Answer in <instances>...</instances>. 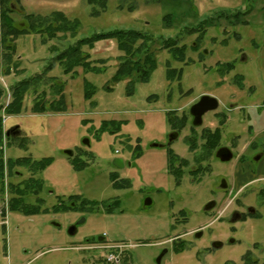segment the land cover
Instances as JSON below:
<instances>
[{"label":"rangeland","instance_id":"1","mask_svg":"<svg viewBox=\"0 0 264 264\" xmlns=\"http://www.w3.org/2000/svg\"><path fill=\"white\" fill-rule=\"evenodd\" d=\"M9 4L16 23L22 22L26 13L46 15L60 10L78 19L76 38L112 29H135L156 40L174 37L187 51L185 62H179L158 45L156 68L146 82L136 71L114 82L121 54L114 40L98 41L92 49L84 47L91 60H99L102 71L85 73L77 67L74 78L52 60L55 54L48 48L57 40L43 44L39 35L19 36L13 55L18 70L10 68L7 75L0 43V86L4 90L0 104L10 101L15 82L37 74L43 78L27 91L19 114H2L6 129L15 126L18 134L26 137V147L9 138L5 156H28L35 161L52 158L46 169L34 174L43 181L38 196L43 199L41 208L49 209L46 213L24 215L8 208L4 213L6 199L12 197L10 184H20L32 174L26 167H16L15 173L4 179L6 191L0 183V264H114L104 260L108 254L104 249L85 248L92 242L97 246L94 241L102 234L108 240L102 245L125 243L120 248L125 250L121 260L119 253H113L119 257L117 264H247L248 255L256 264H264V205H260L258 194H235L250 178L238 182L234 194L221 187L225 181L233 187L237 172L249 165L255 151L245 148L264 142V109L256 118L259 100L245 97L251 84H264V0H108L106 9L95 17L90 16L86 0H9ZM166 15L172 20L164 26ZM208 19L212 23L202 28L199 22ZM199 35L201 43L192 49ZM66 37L71 42L72 38ZM166 61L172 68L182 69L180 80L167 79ZM228 62H233L235 69L218 87L217 68L221 70V64ZM50 64L52 68L46 70ZM236 72L245 75L241 92L233 86ZM85 80L95 89L91 100L83 97ZM55 81L63 84L66 110L33 112L37 93H42L45 103L58 98L52 86ZM202 93L219 97L218 113L228 101L239 100L238 105L246 104L255 119L248 121L255 124L250 131L247 123L239 124L233 112L230 118L234 120L221 127L220 144L234 155L228 161L206 154L200 143L202 124L212 127L218 122L216 115H204V122L195 126L185 116L188 106ZM168 112L177 118L185 116L181 130L173 129ZM104 120H121V128L115 133L110 132L111 126L103 130ZM261 121L263 127H259ZM173 132L177 135L168 145ZM192 136L197 138L194 150L185 140ZM85 139L89 146L83 143ZM152 143L163 146L152 147ZM169 149L188 161L187 166L175 165L179 184L169 170ZM65 150L73 151L88 165L73 170ZM115 159L122 161L123 168L115 165ZM114 174L117 180L129 179V186L112 187ZM70 195L78 196L75 209L51 212ZM35 199L31 195L25 201L34 204ZM147 200L150 203L146 204ZM210 201L214 205L205 208ZM247 206L259 211L262 218L253 220L247 212L245 221L231 219L234 210L246 212ZM75 224L76 232L71 235L68 228ZM175 241L184 243L183 251L173 252ZM217 241L221 245L213 246Z\"/></svg>","mask_w":264,"mask_h":264},{"label":"trees","instance_id":"2","mask_svg":"<svg viewBox=\"0 0 264 264\" xmlns=\"http://www.w3.org/2000/svg\"><path fill=\"white\" fill-rule=\"evenodd\" d=\"M90 5V16H98L102 11H104L107 6L108 0H86ZM154 2H159L161 0H151ZM191 2L192 0H186ZM13 9L9 4V0H0V43L2 45L3 53L2 60L4 63V73L7 75L10 73V68L18 70V62L13 60V55L15 53V41L19 36H24L28 34H36L41 36V42L46 44L50 40H57L58 43H54L49 46L48 50L51 54H55L52 57V60L57 61L62 67L63 73L70 74L72 78L76 76V68L80 67L82 72H99L102 71V67L99 64V60H91L90 53L84 50V47L87 49H92L96 42L101 40H114L116 42V48L121 52L119 56V65L113 75L112 79L114 82L118 81L121 78L128 77L133 71L138 72V76L142 81H147L149 73L152 69L156 68V57L155 51L156 47L159 45L160 48L166 49L172 59L179 62H185L184 58L186 57L187 47L186 45H178L177 40L174 37H168L160 40L161 38L154 39L152 35H147L144 32H140L135 29H112L103 32H95L90 36L76 38L80 23L76 18L67 17L65 13L60 10H53L46 15H39L33 13L23 14L22 22L16 23L13 17L9 12H12ZM171 15H166L162 18L164 26H167L172 18ZM208 20L200 21L202 23V28L207 27L212 22ZM209 21V22H207ZM71 39V42L66 41V36ZM201 35L197 36L194 45H191L192 49L198 48L201 43ZM223 68L227 69L228 65L233 66V62L222 63ZM167 79H177L180 80L182 77V69L172 68L168 61H166ZM52 64L46 67V70H50ZM44 72V71H43ZM45 73V72H44ZM42 76L37 74L35 76H30L23 78L11 87V99L6 106L0 104V183L4 186L5 173L6 176H11L15 173L16 167H26L29 171L32 172L30 177L20 184H10V192L12 197L8 202V207L10 210L20 212L24 215H34L39 213H46L49 211L47 208H41L43 199L38 195L42 190L43 181L35 177L34 174L41 172L46 169L51 163V157H44L40 160H33L31 157H17V158H6L4 160V153L2 151V141H3V118L2 112L6 115L19 114L22 110L24 96L27 91L36 86L42 80ZM242 77H237L236 82L239 85ZM84 98L91 100L95 94L94 87L84 81ZM54 86V93L58 98L45 103V100L42 96V93H37L34 103L31 107L33 112L43 113V112H64L67 108L65 103L64 93H63V84H58L56 81L52 85ZM36 91V89H34ZM4 93L3 88L0 86V98ZM168 114V122L172 125L173 129L181 130L185 126V116L177 118L176 116H171L170 112ZM121 120H104L101 124L103 130L109 129L108 126H111L110 132L115 133L121 128ZM224 123V118L220 119V124ZM16 127L9 130V136L7 137L9 143L10 139H15L17 145L20 147H26V137H21L19 135H13L12 132L16 131ZM221 128L215 129V131L208 130L203 134L201 144L204 148L206 154H212V150L219 145L221 139ZM186 142L189 144L190 150H194L197 147V138L196 136L187 137ZM169 152V170L176 177V183L179 184L178 177L180 176L178 171L175 168L176 163L179 166H187L188 161L185 158L179 157L171 149ZM91 156L90 154H87ZM68 161L70 162L73 170L80 171L88 165V162L79 160V157L68 156ZM201 160V159H200ZM6 171V172H5ZM194 172V171H193ZM129 180V179H128ZM127 178L117 180L116 175H111V185L114 188H120L124 186H129V181ZM121 182V184H120ZM4 190V187H2ZM35 196V203H27L25 199L28 196ZM77 195L68 196L67 201L63 200L56 206H53L50 210L51 212L67 211L76 208V199ZM67 202V203H66ZM118 201H114L116 205ZM83 206V205H80ZM111 207H108V211H111ZM184 214L183 211L180 212ZM172 250L175 253H179L184 250V243H173ZM247 264H256V261H253L251 257L246 256Z\"/></svg>","mask_w":264,"mask_h":264},{"label":"flooded vegetation","instance_id":"3","mask_svg":"<svg viewBox=\"0 0 264 264\" xmlns=\"http://www.w3.org/2000/svg\"><path fill=\"white\" fill-rule=\"evenodd\" d=\"M222 66L223 65L221 64V67ZM227 67H228L227 69L223 68V73H220V71H222V69L218 70L219 67L217 68L218 75H220V78H218V80H216V85L218 87L221 86V82H222L221 80H223L225 77L231 75L233 69H235L234 66L228 65ZM244 76L245 75L240 73V72H236L232 76V78H234L233 79V83H234L233 86L235 87V90L238 92L243 91V87H242L243 84L239 85L238 82H236V78L242 77L241 82H244ZM251 86H252L251 89L248 92H246L245 97L250 98L251 100H259V105H257V108H256L257 112H255L256 118H258L260 116L259 114H263V109H264V84L260 85V84L255 83V84H251ZM228 92L231 93V91H228ZM235 94L236 93L230 94V96L231 95L235 96ZM203 95H208V94L202 93L196 99L195 102H197L199 100V98ZM218 100H219V97H218ZM195 102H193L192 104H194ZM238 102H239V100H237L235 103L228 101L224 105V110L222 109L219 113H218V111H219L218 108L213 110V111L206 112L204 115L209 114V113L215 114L216 116H214V118H216V119L218 118V122L215 125H213L212 127H210V125H206L205 127H203L204 125L202 124V126H201L202 127L201 137H203V134L208 132V130L215 131V129L221 128L227 122L234 120V119L230 118V113H233L235 108L237 109V113L236 112H234V113L236 115L238 114L237 115L238 117H236V120L239 122V124L240 125H246V123H247V127H246V128H248L247 130H250V131L254 130L255 124L251 125L248 123V121H249L248 115L251 114V112L249 111V109H247L246 104H244V105L239 104L240 105L239 106ZM192 104L188 106V108H187L188 114L185 115V116H187V121H189L190 125H194L193 124L194 116L192 115V113L190 111ZM258 108H259V110H258ZM204 115L202 116V122H204V118H203ZM241 115H242V117H241ZM221 118H224V123L222 125L219 124V119H221ZM244 119L246 121H244ZM258 121H259V119L256 122H258ZM263 122H264V120H263ZM263 122L261 121V125L259 127H263ZM257 127H258V125H257ZM189 129L190 128H188V130ZM255 131H257V130L255 129ZM263 136H264V134H263ZM251 144H249L245 149V151H246L252 147L255 151V153L251 156L250 160L248 159L249 165L247 166V171L249 172L248 177L250 179L244 184L243 188H241V190L237 191L235 194H238V193L239 194H245L247 191L250 192V194H258L257 197L260 198V202H261L260 205L262 206V205H264V203H262V201H264L263 200V194H264V142H262L261 144H252V145ZM223 149H224V151H228L227 149L231 150L230 148L222 146L219 143V145L216 146L212 150V155H215L217 158H219V154L221 151H223ZM239 159H240V157L238 158V161H239ZM238 173H239V171L237 172V174L234 177V186L233 187L230 188L226 181L222 183L221 187H222L223 191L226 192L228 190V192L232 193L235 190L234 188H235V185L237 184ZM232 194H234V193H232ZM245 211L246 212H244L243 210H241V211L234 210V212L231 214V219L234 218L236 221H245L249 216H251V218L254 217L255 219H261L262 218L261 213L259 211L256 212V210H254V208L251 206H247L245 208ZM247 212L249 213V216H248ZM254 218H252V219L254 220Z\"/></svg>","mask_w":264,"mask_h":264},{"label":"water","instance_id":"4","mask_svg":"<svg viewBox=\"0 0 264 264\" xmlns=\"http://www.w3.org/2000/svg\"><path fill=\"white\" fill-rule=\"evenodd\" d=\"M218 107V101L216 98L214 97H211L210 95L207 96V95H204L202 97H200V99L194 103L191 108H190V111L192 113V115L194 116V120H193V123L195 125H198V124H201L202 122V115L204 113H206L207 111H210V110H214ZM8 134V133H7ZM176 133H172L169 137V140L168 142H170L173 138L176 137ZM85 144H89L88 142V139H85L83 141ZM152 147H156V146H163V144H158V143H152L150 144ZM228 150V149H227ZM224 152V153H223ZM65 153L69 156L72 155V151L71 150H65ZM232 157V154L230 153V151H221L220 154H219V158L222 160V161H227L229 159H231ZM114 163L117 167H122L123 164H122V161L120 159H115L114 160ZM146 204L150 203V200H147L145 201ZM211 206H213V202H209L207 205H205V208H210ZM82 220H80L78 223L82 222ZM76 232V224L71 226L70 228H68V233L69 234H74ZM200 233L198 232L196 235L198 236ZM102 237H99L98 240H101ZM213 246H220L221 245V242H213L212 243ZM164 252H166V249H164L161 253V255L158 257L157 261L159 262L160 260V257L164 254Z\"/></svg>","mask_w":264,"mask_h":264},{"label":"crops","instance_id":"5","mask_svg":"<svg viewBox=\"0 0 264 264\" xmlns=\"http://www.w3.org/2000/svg\"><path fill=\"white\" fill-rule=\"evenodd\" d=\"M240 105H242V103L240 104ZM239 105V106H240ZM244 105V104H243ZM234 112H236L237 113V110H234ZM238 115V114H237ZM236 115V117H238ZM249 116V121H253V120H255L254 119V117H252L253 115H251V114H249L248 115ZM219 122H220V119H219ZM220 142H221V140H220ZM246 149V148H245ZM249 176V172L247 171V167L244 169H242L241 171H239V173H238V178H237V183L238 182H240V181H242V180H244L245 178H247ZM249 178V177H248Z\"/></svg>","mask_w":264,"mask_h":264},{"label":"built area","instance_id":"6","mask_svg":"<svg viewBox=\"0 0 264 264\" xmlns=\"http://www.w3.org/2000/svg\"><path fill=\"white\" fill-rule=\"evenodd\" d=\"M119 246V245H118ZM106 247H110V246H106ZM117 259V256H115L113 253H110L108 256H107V260H110V261H115ZM117 262V260H116Z\"/></svg>","mask_w":264,"mask_h":264}]
</instances>
